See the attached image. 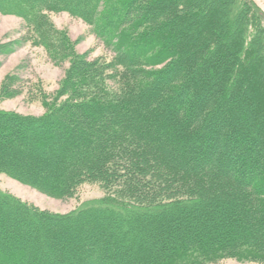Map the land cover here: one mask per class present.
<instances>
[{"label":"trees","instance_id":"1","mask_svg":"<svg viewBox=\"0 0 264 264\" xmlns=\"http://www.w3.org/2000/svg\"><path fill=\"white\" fill-rule=\"evenodd\" d=\"M52 12L84 20L114 57L75 54ZM0 13L72 58L56 98L37 95L46 114L0 111V173L56 199L86 182L107 191L65 215L0 191V264L54 251L58 264H264V12L252 0H0Z\"/></svg>","mask_w":264,"mask_h":264},{"label":"rangeland","instance_id":"2","mask_svg":"<svg viewBox=\"0 0 264 264\" xmlns=\"http://www.w3.org/2000/svg\"><path fill=\"white\" fill-rule=\"evenodd\" d=\"M252 1L264 12V0ZM49 20L57 30L63 31L70 40L75 54L83 56L86 61L102 62L109 61L114 57L113 50L81 18L68 12H52L49 14ZM71 64V57H67L63 61L54 60L46 49L31 37V32L22 18L0 13V111L30 117H40L46 114L48 108L43 104L40 95V98L37 95L39 93L41 95L45 94L47 100L52 102L58 95L62 81L66 77ZM12 75L16 77V85L12 86L11 84L10 89L14 88L17 93L14 96L7 97L2 94V85L8 76ZM39 89H41V92ZM184 98L185 94L181 96V100H184ZM21 126H24V124H18L16 127ZM42 128L43 126H36L34 129L39 131ZM224 168L227 169L228 167ZM0 191L16 197L39 211L59 215L71 213L88 204L97 202L107 195V191L99 183L86 182L78 187L72 197L56 199L4 173H0ZM12 220L11 218L8 221L9 225H11ZM86 228H88V225ZM20 229L24 231L28 228L22 226ZM84 232L85 230H82L79 236L81 237ZM125 239L128 238L122 240ZM43 243H37L33 248V252L26 256L32 257L44 254L49 244L44 241ZM154 245L156 248L159 247L157 243ZM56 253V251L47 252L42 256L39 264L60 263L54 259ZM128 257H130V254H128ZM213 264L262 263L227 258Z\"/></svg>","mask_w":264,"mask_h":264}]
</instances>
